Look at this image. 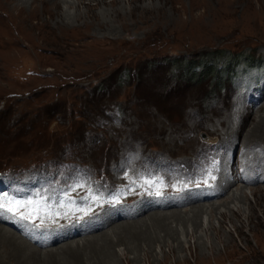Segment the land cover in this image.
I'll return each instance as SVG.
<instances>
[{
	"label": "rangeland",
	"instance_id": "rangeland-1",
	"mask_svg": "<svg viewBox=\"0 0 264 264\" xmlns=\"http://www.w3.org/2000/svg\"><path fill=\"white\" fill-rule=\"evenodd\" d=\"M46 1L31 0L35 11L28 16L31 9L18 8L19 0H0V188L6 191L0 196L15 198L14 187L33 181L45 183L49 192L60 189L59 200L46 199L50 206L61 209L75 201L69 212L85 210L87 199L97 201L108 185L133 189L142 182L130 178L144 171L148 178L166 179L168 191L155 182L160 195L154 193L159 186L151 184L136 191L134 203L158 207L164 198L176 202V195L166 194L183 178L216 183L223 162L226 173L244 181L237 175L228 178L226 194L245 186V198L237 190L234 202L230 195L225 198V190L212 199L192 198V203L218 205L219 211H206L198 222L172 225L182 231L180 246L166 239L151 251L130 252L118 264H264V153L255 148L257 161L247 163L243 172L241 139L235 144L228 140L226 158L220 141L235 101L254 104L253 117L242 123L239 107L234 108L231 119H236L242 141L264 116V0H140L131 13L122 0L90 12L97 18L84 19L91 26L72 20L69 29L54 26L66 8ZM68 11L75 14L73 8ZM79 13L84 16L87 10L80 6ZM215 139L219 143L214 146ZM117 166L125 172L115 174ZM75 184L83 187L68 194L61 190V185ZM191 206L152 210L169 213ZM82 217L80 212L74 221L82 223ZM137 219L121 218L113 225ZM90 228L93 232L61 238L45 248L99 233ZM123 248H116L120 257Z\"/></svg>",
	"mask_w": 264,
	"mask_h": 264
},
{
	"label": "bare ground",
	"instance_id": "bare-ground-1",
	"mask_svg": "<svg viewBox=\"0 0 264 264\" xmlns=\"http://www.w3.org/2000/svg\"><path fill=\"white\" fill-rule=\"evenodd\" d=\"M30 1L31 0H19V3H18L20 6L18 8H20V9H22V8L25 9V8H27V6L31 9L28 16H30V14L32 12L34 13V11H35L34 8H31L32 6H31ZM126 1H127L128 5L130 6V13H131L137 9L135 3H138L140 0H126ZM52 3H54V5L59 4V5L64 6L66 8V11H64V12L62 11L61 14H59V19H58L59 21L58 20L55 21L54 26L57 28L60 27L62 29H63V27L65 29L66 28L69 29V26H72L71 25L72 20L80 21V19L84 20L86 18V20L87 19H90V20L94 19L95 21H97V18L94 15L91 16L90 12H92L95 8H97L101 5L108 7V6H115L117 4H121L122 0H72V1L71 0H53ZM5 6H4V8L6 10L7 7H5ZM80 6H83L84 9L87 10V13H85L84 16H82V14L79 13ZM42 7H43V5H42ZM43 8H45V7H43ZM70 8L74 9L75 14L72 15L71 12L68 11V9H70ZM17 12L19 13L20 11H17ZM116 13L117 12H114V14H116ZM42 16H43V14H42ZM89 16H91V17H89ZM43 19H44V17H43ZM46 19H48V18H46ZM86 20H84L85 22L82 23L83 27L91 26V24L88 26L86 25L87 24ZM37 24H39V23H37ZM40 24H42V23H40ZM96 25L99 27L104 26V24H101L100 22ZM41 27H43V29H44V26H41ZM106 27H108V26H106ZM32 28L34 29L33 26H32ZM110 28H112V27H110ZM89 30H90V28H89ZM51 31L52 30H50V32ZM34 47H33V49H35ZM244 100L246 101V99H244ZM245 101H243V102L242 101H235V103H233V105H232L233 110L232 111L230 110L231 111L230 114L226 117L227 122H226V127L224 128V130L226 131L225 132L226 137L224 136V137H221V139H220V141H222L221 143H223L224 147H225V153H224L225 158L227 157L226 155L229 152L228 140L234 139V144H235V143H237V141H239L241 139L240 146H241L242 153H241L240 157H241L242 162L245 161L243 172L248 171L249 167H248L247 163H251V164L255 165V162H253V161H257L256 160L257 156L255 157V155L258 154V152H256L257 150L253 151L255 148L258 147L264 153V148H261L260 145H258V144H263V146H264V143H263V141H264V116L263 117L259 116V121L253 127H251L250 130L247 131V134H246L247 137H244L243 141L241 138L242 135L240 137L238 136L239 129L236 128V125L233 123V121H235L236 119L234 118V116H233L234 119L233 120L231 119L233 112H234V108L236 106L239 107V111H238L239 118L237 119V120H239V123H242L243 121H247L248 119L250 120L253 117V115H254V110H253L254 104L249 101L250 104L248 103L246 105L244 103ZM256 101H257L258 106H260L261 98L256 99ZM236 102H237V105H236ZM256 110H258V109H256ZM241 128H243V127L241 126ZM258 137H259V139H257ZM211 143L215 146L219 143V139H215ZM219 158H220V155L217 156V159H219ZM223 165L224 164L222 162V165L217 169L218 181L216 183L214 182L218 188L216 189L214 186H212V189L213 188L215 189L214 196L216 195V192L219 195V192L221 194V192H224V190H225V194H226L229 190L228 188L231 187V184H230L228 178H230V177L234 178L237 175V174H234L232 176V172L230 173L231 175H229V173H226V168ZM122 168H123V166H117L114 173L115 174L118 173L120 170H122ZM122 172H125V170L123 169ZM126 175H127V173L124 174V176H126ZM117 176L118 175H116L115 177H117ZM236 177L239 179V181H243V178H241L239 174ZM122 184H120V186ZM245 184L248 185V183H245ZM249 184H250V182H249ZM114 185L113 186L108 185L106 187V193H107L108 201L106 202V204L104 205V207L102 209H100L99 206L97 207L95 200L90 201L89 199H87V201H88L87 202V208L85 210H83L81 207V209L74 211V213L76 212L75 214L77 216L80 212L82 215H84V217H82V218H84L85 220H83L82 223H80V221L75 222L74 219H76V215H73L72 212H69V208L77 205V202L72 201L71 204L69 203L68 205L65 206L64 212L59 213L60 214L59 216L56 215L57 213H54L52 216H48L49 218L45 219V220L50 221L47 226L28 228V230L35 235V237L33 238L34 242L29 241V238H28L27 240L25 239L28 242L27 243L24 239H22V237L20 235L19 236L21 238L16 235L17 233L15 231H13V228L8 229V228H6L0 224V264H118L119 259L120 260H127L128 259L127 255L130 254V252L131 253H137L136 251H140L141 249H144V248H147L148 251H151L155 244L166 242L167 241L166 239L173 240V241H175L176 245L180 246L181 241H180L179 237L182 234V231L180 229H177L176 226H175V229H173L172 225L182 224V226H183L184 222H189V223H191L192 221L198 222L202 219V215L205 214L206 211L214 212V213H216V211H219L218 205L215 206V204L214 205H210V204L204 205V204H202V202H196V203L190 202V200L192 198H197V197L200 198L201 200H205L203 198L204 196H202L200 194H198L199 195L198 196L196 193H187V194L185 193L186 195L185 194L184 195H176L175 196L176 202L174 203L175 205L168 202V201H170V199L164 198L163 203H161V205L158 207H157V205L153 207L152 204L145 206L144 203L146 201L143 204L140 203V201L134 203V200H135L134 198H135L137 193L132 195L130 192V189L123 191L122 190L123 188L121 189L120 186H117V185L114 186ZM146 185H149V184H146ZM156 188H158V186ZM239 188L236 189L237 192L239 193V195L240 196L244 195L245 186L241 187L240 189ZM260 188H261V186H260ZM40 189H42V188L38 187L39 191H40ZM144 189H146V187ZM220 189H221V191H220ZM236 190L232 191V188H231V190L229 191V194L225 195V198H228V196L230 195V196H232V199H233L231 201L234 202V199L236 200V196H238L237 195L238 193L237 194L235 193ZM72 191H73V189L70 190V192H72ZM82 191H83V189H81V194H82ZM181 192H183V190ZM142 193H145V192L142 191ZM59 197H60V195H59ZM95 197H97V196H95ZM242 197L245 198L244 196H242ZM16 199L22 200V198L20 196H17ZM132 202H133V204H132ZM244 202L246 204V201H244ZM123 203H125V204L127 203V205L124 204L122 206ZM208 203H209V201H208ZM185 204H191L194 206H191L187 210L175 209V210L170 211L169 213H168V211L166 213H164V212L157 213L155 211L156 209L152 210L153 208L163 209V208H168L170 206H180L181 207ZM220 204H222V203H220ZM254 204H255V202H254ZM259 207H261V206H259ZM50 209H53V206H50V208L45 207V211H47V212H49ZM132 210H133V214H132ZM167 210H171V209H167ZM148 211H152V212L154 211V212L151 214H148L146 216L141 215V213L148 212ZM184 213H187V217L182 216ZM251 214L247 217L248 220H250ZM1 216L2 215H0V223H2V220H1L2 217ZM134 217H138V219L134 220L133 222H124L119 227H118V225H113L114 223H116L115 221H117V222L121 221V220H119L121 218L131 219ZM220 225H222V224H220ZM192 226L195 228L196 224L194 223V225H192ZM200 226H201V224H200ZM208 226H209V224H208ZM90 227L98 230L99 233H97L95 235L93 234L90 237H82V238L78 239L77 241L76 240L66 241L64 244H62V245H60L54 249L47 250L45 248V247H47L53 243L59 242V240H63L61 238H64L65 240H67V239L69 240L70 238H75L79 234L84 235L87 233H91V232H93V230ZM76 229H78V234L75 232ZM197 229H198V226H197ZM56 231H61V232L56 233ZM161 233L163 235H161ZM214 234H216V233H214ZM36 243H39L42 245V246L38 245L41 249L34 248V245H37ZM31 245H33V247ZM120 246L124 247L123 248L124 252L121 255V257L118 255V253L116 251V248L120 247ZM42 248H45V249L43 250ZM143 260H145V259H143Z\"/></svg>",
	"mask_w": 264,
	"mask_h": 264
},
{
	"label": "snow or ice",
	"instance_id": "snow-or-ice-1",
	"mask_svg": "<svg viewBox=\"0 0 264 264\" xmlns=\"http://www.w3.org/2000/svg\"><path fill=\"white\" fill-rule=\"evenodd\" d=\"M215 179V177H213ZM145 183L151 186L152 181L148 180ZM83 187V185L77 184L74 186ZM156 195H160V192H156ZM46 200L47 198H42ZM45 207H50L47 205H42L41 200H18L12 197H8L7 194L0 196V214L7 213L19 220L27 221L36 227H41L45 225V219L48 217V212L45 211ZM57 216L60 214L57 213Z\"/></svg>",
	"mask_w": 264,
	"mask_h": 264
},
{
	"label": "trees",
	"instance_id": "trees-1",
	"mask_svg": "<svg viewBox=\"0 0 264 264\" xmlns=\"http://www.w3.org/2000/svg\"><path fill=\"white\" fill-rule=\"evenodd\" d=\"M204 70L202 69V72H203ZM221 75L223 76V73H221Z\"/></svg>",
	"mask_w": 264,
	"mask_h": 264
}]
</instances>
